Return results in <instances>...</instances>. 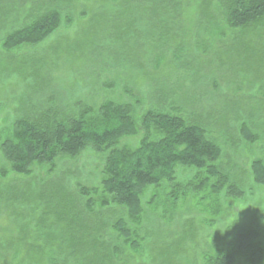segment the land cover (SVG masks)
Returning <instances> with one entry per match:
<instances>
[{
  "label": "trees",
  "instance_id": "obj_1",
  "mask_svg": "<svg viewBox=\"0 0 264 264\" xmlns=\"http://www.w3.org/2000/svg\"><path fill=\"white\" fill-rule=\"evenodd\" d=\"M212 1L210 5L218 8L225 31L232 36L264 29V0ZM37 12L4 35L2 47L7 54L24 47L37 49L60 24L71 23L54 1L39 6ZM221 35L227 38V34ZM158 95L161 103L139 111L137 118L130 103L105 101L97 108L83 106L69 113L48 104L33 108L31 116L18 118L2 130L0 178L28 177L36 169H44L46 178L40 186L44 189L50 183L48 191L58 193L52 191V200L42 191L36 198L30 195L7 202L15 209L12 214L22 231L16 237L5 232L0 264L182 261L195 229L191 220L179 214L177 228L168 229L179 205L193 197L213 224L220 214V195L237 200L242 194L221 172L222 150L210 138L211 125L221 127L219 122L224 120L227 123L221 128L229 131L232 120L220 109L201 105V96L180 100L177 105L167 94ZM248 119L254 125L250 115ZM248 124L243 123L239 133L233 123V135L253 144L257 137ZM85 157L100 163L94 167L97 183L91 187L77 183L69 170L58 171L59 162ZM77 171L80 174L83 169ZM180 172L188 175L179 179ZM250 174L255 184L264 185V160H254ZM64 192L71 203L61 195ZM25 211L32 219L25 218ZM201 256L204 264H233L237 258L262 264L264 245L248 230L235 235L218 255ZM192 263L196 264L195 259Z\"/></svg>",
  "mask_w": 264,
  "mask_h": 264
},
{
  "label": "rangeland",
  "instance_id": "obj_2",
  "mask_svg": "<svg viewBox=\"0 0 264 264\" xmlns=\"http://www.w3.org/2000/svg\"><path fill=\"white\" fill-rule=\"evenodd\" d=\"M53 1L71 23L60 24L37 49L24 47L7 54L2 47L4 35L36 15L39 6ZM210 3L213 1L0 0L1 137L16 119L31 116L33 108L48 104L69 113L83 106L97 108L105 101L130 103L137 118L139 111L160 104L158 93H163L174 104L201 96V105L220 109L224 116L230 114L229 131L223 129L227 122L220 120L223 128L218 123L211 125L210 138L222 150L221 172L242 194L237 200L220 195V214L213 224L193 197L179 205L168 229L179 225L180 215L193 222L195 231L191 245L187 244L189 251L173 264H193L194 259L196 264H204L201 255H218L235 235L248 230L264 245V185L255 184L250 174L252 162L264 160V29L232 36L225 31L218 8ZM222 33L227 34L226 39ZM249 115L254 125L248 122ZM245 122L257 137L253 144L233 135V123L240 133ZM87 159L59 162L58 171L69 170L77 183L91 187L97 183L94 167L100 163ZM79 168L83 169L80 174ZM187 175L180 172L178 177ZM45 178L44 169H36L28 177L0 178V244L7 239L5 232L16 237L22 231L12 214L15 209L7 202L30 195L36 198L42 191L52 200V191L58 193L48 191L50 183L44 189L40 186ZM61 195L71 203L66 192ZM24 213L32 219L29 212ZM233 264L247 263L237 258Z\"/></svg>",
  "mask_w": 264,
  "mask_h": 264
}]
</instances>
